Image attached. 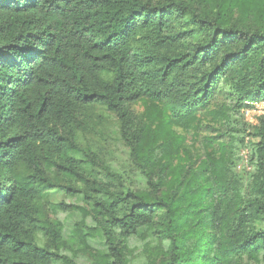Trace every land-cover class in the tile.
I'll return each instance as SVG.
<instances>
[{"label":"trees","instance_id":"obj_1","mask_svg":"<svg viewBox=\"0 0 264 264\" xmlns=\"http://www.w3.org/2000/svg\"><path fill=\"white\" fill-rule=\"evenodd\" d=\"M221 85L235 110L264 100V0H0V264H76L49 215L67 207L48 202L53 189L89 204L106 264H125L142 227L167 242L145 264L263 254L264 117L238 139L257 138L247 196L233 144L175 166L142 148L136 101L163 102L185 125ZM96 108L146 188L125 191L104 162L109 121Z\"/></svg>","mask_w":264,"mask_h":264},{"label":"rangeland","instance_id":"obj_2","mask_svg":"<svg viewBox=\"0 0 264 264\" xmlns=\"http://www.w3.org/2000/svg\"><path fill=\"white\" fill-rule=\"evenodd\" d=\"M220 88L207 107L199 109L185 125H177L170 119L169 110L163 102L148 98L136 101L133 104L134 111L144 124L142 148L145 151L153 145L162 158L171 160V164L175 166L188 162L197 164L205 156L213 154L218 143L233 144L235 172L239 176L242 194L247 196L252 171L248 160L252 148L249 142H255L257 138L245 135L243 144L238 143V139L243 136L241 130L244 115L242 110L233 108L234 99L229 90L224 85ZM95 111L103 114L109 121L107 134L104 136L108 147H98L104 162L122 177L125 191L146 188L144 175L126 170L125 163L130 151L117 140L113 132V116L102 108H96ZM47 200L53 204L62 202L67 206L55 214L49 213L50 218H56L61 226V252L76 264H106V245L92 217L89 204L79 196H66L59 189L50 190ZM166 251L167 242L159 240L142 227L135 236L125 241V264H145L149 257L156 259ZM229 264H264V253L257 258L234 256Z\"/></svg>","mask_w":264,"mask_h":264},{"label":"built area","instance_id":"obj_3","mask_svg":"<svg viewBox=\"0 0 264 264\" xmlns=\"http://www.w3.org/2000/svg\"><path fill=\"white\" fill-rule=\"evenodd\" d=\"M244 120L254 125L258 122V118L264 117V100L248 101L246 106L242 109Z\"/></svg>","mask_w":264,"mask_h":264}]
</instances>
